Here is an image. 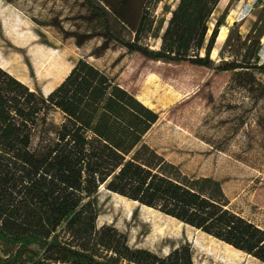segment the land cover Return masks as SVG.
I'll return each instance as SVG.
<instances>
[{"label": "trees", "instance_id": "16d2710c", "mask_svg": "<svg viewBox=\"0 0 264 264\" xmlns=\"http://www.w3.org/2000/svg\"><path fill=\"white\" fill-rule=\"evenodd\" d=\"M88 1V11L76 16L87 28L66 29L59 14L51 24L79 48L94 38L101 42L49 94L0 65V250L5 259L14 256L18 242L37 237L45 241L46 260L34 264H196L188 244L161 254L129 245L114 226L98 227L91 196L103 184L264 264V228L229 207L218 179L189 176L151 146L145 136L159 113L88 59L119 46L166 63L232 71L249 91L258 81L255 71L264 70L261 37L248 34L233 58L216 65L211 53L221 22L213 27L211 22L221 0H179L157 36V48L144 40L162 0ZM258 122L264 124V116ZM248 150L249 142L243 153Z\"/></svg>", "mask_w": 264, "mask_h": 264}, {"label": "rangeland", "instance_id": "374dc122", "mask_svg": "<svg viewBox=\"0 0 264 264\" xmlns=\"http://www.w3.org/2000/svg\"><path fill=\"white\" fill-rule=\"evenodd\" d=\"M0 1L16 6L38 35L50 41L51 48L62 50L67 72L101 42L94 38L79 48L73 37L64 38L62 32L51 24L53 16L59 14L64 28H87L85 22L76 16L88 11L92 5L88 0ZM178 2L162 0L158 3L152 31L144 42L159 47L161 40L157 36L163 32L171 10ZM217 20L221 22L219 33L222 27L226 28V38H217L212 50L216 65L224 58H233L234 49L248 34L252 38L261 37L259 59L264 63V0H221L213 14L212 27ZM88 59L107 69L116 76L117 82L136 95L151 71L186 92L167 111L158 112L160 118L146 134V141L185 174L218 179L230 200L229 207L264 228V124L258 122V116H264V70L255 71L258 81L247 91L239 86L232 71L189 63H166L140 52H127L124 47L118 46L100 58L88 56ZM0 64L31 88L47 95L45 84L24 76L12 66L2 49ZM248 129L251 130L250 136L245 135ZM248 142L250 150L243 153ZM217 146H226L228 150ZM234 151L244 154L246 159L236 156ZM91 199L97 212V226H114L133 247L165 254L188 244L196 264H262L201 230L105 187H100ZM58 232L59 238L64 239L63 231L59 229ZM45 248L43 239L27 238L16 244L11 258L5 259L0 250V264L38 263L46 260Z\"/></svg>", "mask_w": 264, "mask_h": 264}, {"label": "bare ground", "instance_id": "6f19581e", "mask_svg": "<svg viewBox=\"0 0 264 264\" xmlns=\"http://www.w3.org/2000/svg\"><path fill=\"white\" fill-rule=\"evenodd\" d=\"M225 31L226 28L222 27L219 39L226 38ZM49 44L50 41L38 35L32 23L16 6L0 1V49L12 62V66L24 76L45 84L46 94L69 73L62 50H55ZM186 94L157 72L151 71L137 97L155 111L163 112Z\"/></svg>", "mask_w": 264, "mask_h": 264}]
</instances>
